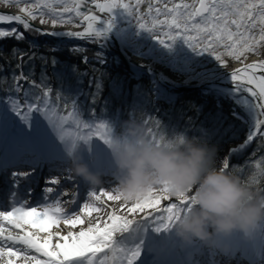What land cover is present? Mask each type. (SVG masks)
<instances>
[{
	"label": "rangeland",
	"instance_id": "374dc122",
	"mask_svg": "<svg viewBox=\"0 0 264 264\" xmlns=\"http://www.w3.org/2000/svg\"><path fill=\"white\" fill-rule=\"evenodd\" d=\"M120 1L115 5H119ZM183 1L182 4H179L175 3L176 0H125L124 16L118 19L114 18L113 21L120 30L122 45L132 52V55H137L150 64L161 66L167 70V73L186 83H195L212 78L226 69L236 59L246 60L252 55L261 56L263 54L264 0H207V12L203 15L196 12L201 0ZM0 6L14 8L29 16L32 20L52 26H81V21L79 23L57 21L53 14L57 9H73L76 12L75 15H77L76 19L78 21L81 19V15L84 14V12L74 8V0H0ZM18 22H22L24 28L30 26L44 34L35 26L18 17L0 13V35L13 34L17 37L22 35L24 28H20ZM246 36L257 42L258 51H252L246 55V52L250 51L247 50L249 41L246 40ZM79 40L95 41L99 47L101 46L97 39L81 38ZM253 47L250 49L254 50ZM106 54L117 55L109 54L107 51ZM254 68L255 71L263 70L264 72V60ZM146 77L156 81L155 76ZM255 77L264 91V74L258 72ZM147 82L149 81H146L145 84L151 91L157 89L154 82ZM196 89H201L204 93L213 91L216 94L226 96L239 108L240 112L238 109L233 108L235 106H232L233 114L244 121L246 132L238 140L247 138L253 131V126L257 123L259 114L250 96L234 91ZM20 90L19 93H21ZM165 99L170 100V98ZM13 125L11 124L8 131H4L3 140L5 143L8 140L11 141L15 134V126ZM56 128V123L52 122L51 126L49 125L45 129L48 138L44 139L41 135L44 132L42 130L38 134V141L34 144L35 147L40 144L39 140H42L43 149L56 155L54 147L60 144L54 139ZM84 131L85 140L82 145L85 153L82 158L89 162L94 157L96 163H101L107 167L112 166L113 173H116L115 167H119L117 171L118 179L107 182L104 188H98L97 185L87 186L86 188L90 191L85 192L84 206L82 208L78 207L71 214L68 205H62L61 202L53 204L56 200L54 196L49 202L42 204L43 208L47 209V213L30 211L31 206L28 211L4 212L3 215L0 214V219H13L29 233L38 235L49 233L52 230H61L71 234L76 232L80 243L72 240L71 244L78 249L91 247L92 244H97L95 243L96 240L102 239L108 241L105 244L107 246L114 243L116 250L120 249L118 245L122 247L121 245L124 244L125 248L118 251V264H146L147 260L151 264H166L168 262H180L182 264L188 262L192 264L195 258H198V260L195 259V264L204 263L202 256L199 255L205 237L204 233L207 232V236H210L212 227H214L213 235L215 231L219 232L216 227L219 207L221 199H223L221 198L223 197L221 193L224 190L222 186L224 182L227 184L226 178L233 173L229 165H225L223 168L224 158L221 156L216 161L214 168L210 169L214 174L217 172L214 179H206L200 175L195 179L191 188L185 191L179 183L180 181L175 183V180L168 173L162 175V178L154 179L151 177V173L142 170V167H140L135 170V174H132L134 170L130 166L128 168L127 160L123 156L124 151L110 158L102 156L98 159L97 155L100 154L103 143L98 139L97 128L89 123ZM257 136L264 139V131H260ZM246 145L249 147L251 143L248 141ZM1 146L2 143L0 145V158L3 156ZM239 152L241 153H236V155H241L244 151ZM113 166L115 167L113 168ZM224 173L227 177L223 178L222 185L219 187L220 175ZM33 175L34 173L27 174L24 178L28 180ZM43 177L44 174L37 178L38 182ZM51 188H55V184H51ZM29 192L30 190H27V187L23 191L28 196ZM174 200L182 202L186 206L187 214L186 217L177 216V219L173 217V222H171L173 225L170 229L169 224L160 228L161 231L166 230L164 234H161L160 231L149 232L139 225L140 222L149 219L150 216H156V219H159L163 217V214L167 215L168 212L176 209V207L173 208L170 205ZM107 203H119V205L108 207ZM179 210L180 212L185 211ZM59 215L66 216L67 219L61 220L59 223L55 222ZM213 215L215 217L212 220L196 228L199 225L197 224L199 220L213 217ZM247 215L250 217L252 211L248 212ZM95 216H97V220H93ZM130 217L133 220L132 226H130V223L127 224ZM22 219L29 220L32 225H25ZM248 220L251 221V218ZM247 225L249 226V223ZM188 226H191V228ZM262 226H264V223ZM128 228H131V232L120 235ZM236 229L226 232L224 238L217 245L212 242L215 239L212 241L211 239L207 240L204 248L208 250L211 244V249L208 252L205 251L207 253L206 257H213L214 253L223 249L224 253L228 252L233 256L240 253L243 256L246 255L256 264H264V241L257 238L256 232L250 236L249 230L246 231L247 227L244 220ZM113 235H115V238ZM164 235H166L165 239H162ZM244 235H247V238ZM66 237L70 239V236L67 235ZM71 237L73 238V236ZM148 239L155 243L154 250L146 248L147 244L144 243ZM168 240L170 241L168 242ZM179 243L181 248L177 247ZM190 246L195 248L192 250ZM180 249L183 252V258L179 256L176 258ZM0 250L11 257L16 264L22 263L21 259L29 264H48L49 262V259L36 254H32L27 258L23 252H20L18 247L14 249L0 247ZM99 255L102 256L103 254L97 252L93 256L88 254L87 257L95 260L98 259ZM211 264H213L212 260Z\"/></svg>",
	"mask_w": 264,
	"mask_h": 264
},
{
	"label": "trees",
	"instance_id": "16d2710c",
	"mask_svg": "<svg viewBox=\"0 0 264 264\" xmlns=\"http://www.w3.org/2000/svg\"><path fill=\"white\" fill-rule=\"evenodd\" d=\"M53 14L59 22H76L71 8ZM22 24L18 22L20 28ZM246 40V55L258 51L254 39ZM146 81L131 76L119 56L106 54L95 41L54 40L30 26L19 37L0 35V139L14 124L15 113L18 135L36 138L55 121L58 142L69 148L78 139L84 141V130L92 123L103 149L124 151L134 170L142 167L154 179L168 173L185 191L200 175L214 179L217 172L210 169L227 143L246 132L244 121L233 114L234 102L201 89L182 91L171 100L155 98ZM230 167L233 173L222 186L217 229L226 233L244 220L250 236L256 232L264 241V139L257 136L233 157ZM170 205L176 209L168 216L143 224L186 217L182 202Z\"/></svg>",
	"mask_w": 264,
	"mask_h": 264
},
{
	"label": "bare ground",
	"instance_id": "6f19581e",
	"mask_svg": "<svg viewBox=\"0 0 264 264\" xmlns=\"http://www.w3.org/2000/svg\"><path fill=\"white\" fill-rule=\"evenodd\" d=\"M179 3H182V0H180ZM81 16L82 17H81V19H79V21L76 19L77 20L76 22H78V23L81 21L80 22L81 26L84 25L89 29L96 27V28H100L101 30H103V29L110 30L116 36L118 43L122 45L120 30L113 23L114 18L112 17L111 14H108L106 11L102 10L99 6H96V7L88 8L87 10L84 11V14ZM63 27L64 26H61L59 31H63L64 29H68V27H66V28H63ZM71 28H75V27H71ZM71 28H70V30L72 31ZM91 30L87 31V33L91 34V36H92L91 39L99 40L101 47L103 49L106 47H110L111 49H116L115 42L109 37V35H107V33H104L101 30H92V31ZM61 39H63V38H61ZM61 39H56V40H61ZM73 39L77 40V39H81V37L73 38ZM85 39H89V38H85ZM122 47H123L124 53L126 55H129L130 57H132L133 62L140 64V65L144 64L145 66L150 65L152 67H155L157 70L154 73L148 72L146 75H140V72H139L140 70L137 69L138 68L137 67L136 69L134 68L135 71H138L136 74H130L128 72L131 76H133L135 78L146 77V76H155L156 77V75L160 74V75L164 76L165 79L169 80L170 82L186 83V82H183L182 80H180L178 77H176V76L174 77V76L170 75L169 73H167V70L162 68L161 66L150 64L148 61L140 58L137 55H134V56L130 55V54H132V52L127 50L123 45H122ZM262 60H264V52L261 56L252 55L246 60L236 59L226 69L222 70L220 73H218L216 76H214V79L216 80V82L215 81L210 82L206 88V89H212V90L218 89L221 91H229V92L234 91L236 93L247 94L248 96H250L253 99L259 116L257 118V123L253 126V131L248 135L249 137L251 136V134H253L255 132V130L257 128H260L261 131L262 130L264 131V113H262V109H261L260 105L257 103L256 99L254 97H252V95H251L253 93V89H257L259 91V93H261V95L263 96V99H264V91H263L262 87L260 86L258 80L256 79L257 76L254 78L255 74L258 72L261 74H264L263 70H256L255 71V68H254V67H256V65L261 64ZM147 80L151 83L154 82V84L156 86H158V89H156L152 92V94L155 98H164V99L170 98V100H171L174 97H176L178 93L182 92V91H179L175 94L173 92L170 93V91L167 88H164V87L159 88L161 86V84L158 83L157 80L152 81L149 78H147ZM217 80L218 81L219 80L226 81V82H228V81H239V82H243L246 84L248 83L250 87H245V88H244V86L241 88L230 87L228 85H223L222 82H217ZM41 135L45 136L44 133H42ZM247 143H248V140L246 138H244L242 140L230 142L227 145V147L224 150L223 155H222V157L224 158V161L222 164L223 168L225 167V165H229V167H230L233 157L238 156V155H234L232 157V154L241 151L246 146ZM9 145L12 148H15L18 150V148L12 142ZM17 150H10V154H8L9 155V159H8L9 164H11V166H16V165H19L21 163L29 164L28 160L26 161V160L12 159L11 158L12 154L19 153ZM42 150H43L42 151L43 155L41 157L46 159V156H47V160L44 163L46 166H50V165L55 164V163L58 165L61 164V161L56 159V157L54 158V156L52 154H49V152H47L48 150H45L43 148H42ZM243 151H245V150H243ZM229 155H231V157H230V159H228L229 161L227 163V157ZM98 156H99V154L97 155V158H98ZM99 164L100 163H96V161L94 159L90 160L89 167H88V169L85 170L86 177H85L84 181H82L83 183L91 181V178L94 179V178L99 177L100 180L102 179L101 174L104 173L105 168L101 167ZM45 165L40 164L39 169L37 170L36 174L33 177L28 178V180L25 179L24 177H19L17 179V182L22 184L25 180V182L28 183L30 181L37 179V178H40V176L42 175V173H44V171L46 169V167H44ZM114 167L115 166H113V168ZM115 168H116V173H113L112 166H109V168L106 169L107 170V177H111V180H113L114 175L117 174L118 168H117V166ZM51 174L55 175V174H57V171H53V173H51ZM221 178H222V175L220 176V180H221ZM221 185H222V182L219 181V187ZM48 187H51V185H49ZM48 187H45L41 191H46L48 189ZM59 187H60V185L57 186V189ZM23 189H25V188H23ZM22 192H23V190L20 191V193H22ZM216 198H217V196H216ZM106 205L108 207H111L113 205L114 206L119 205V203L118 204L107 203ZM214 217H215V215H213V217H210V218L207 217L206 219L205 218L201 219L197 222V224H199V226H200V225L204 224L205 222L208 223V221L212 220ZM93 220H97V216L93 217ZM22 221L25 222V225H29V226L32 225L30 223V221L27 219L26 220L22 219ZM2 222H3V226H0V247H5V248L8 247L11 249L18 247L20 252H23L27 258L29 256H31L32 254H36L38 256L49 259L48 264H85V262H86L85 257H87L88 254L91 255L94 252L98 251V248H99V246H96V245H92L91 247H88V248L86 247L83 249H78L77 247L73 246L71 244L72 240H75L76 242L80 243L78 235L76 234V232H73L71 234L70 232L65 233V232H62L61 230H52L49 233H45V234L42 233V234L38 235V234H34V233H29L25 228L21 227L20 224L16 223L13 219L4 218V219H2ZM128 223H130L131 224L130 226H132V223H133L132 217H130L127 220V224ZM168 223L169 222H166V226L168 225ZM189 225H191V224H189ZM197 227H198V225H197ZM142 228H143V226H142ZM154 228H157V226L154 225ZM130 229L129 228L126 229L125 231L120 233V235H124L125 233L128 234L129 231L131 232ZM212 230H213V227H212ZM162 232L163 231H161L160 233L162 234ZM67 235L70 236V239H67V237H66ZM71 236H73V238ZM113 236L115 238V235H113ZM144 244H147L146 247L149 250L155 249V243L151 239H148ZM221 250L222 249H220V251L215 253V257L217 259L223 260V262L230 263V264H239V263H241V264H256L254 261H252L248 258H243L242 255H240L239 253H237L236 256H232L228 253H224V251H221ZM195 259L198 260V258H195ZM195 259L193 261H195ZM21 262L22 263H18V264H29V263L25 262L23 259H21ZM91 263H93V259H90L88 262H86V264H91ZM0 264H16V263L14 260L11 259V257H8V255H6L5 252L0 250ZM146 264H151V263L149 260H147ZM174 264H182V263L176 262Z\"/></svg>",
	"mask_w": 264,
	"mask_h": 264
},
{
	"label": "water",
	"instance_id": "95a60500",
	"mask_svg": "<svg viewBox=\"0 0 264 264\" xmlns=\"http://www.w3.org/2000/svg\"><path fill=\"white\" fill-rule=\"evenodd\" d=\"M119 0H102V1H98V0H74V8L84 12L85 10H87L90 7H96L99 6L102 10L106 11L108 14H111L113 18L118 19L120 18L123 13H124V6H125V2L123 0L120 1L119 5H115V3H117ZM207 9L206 6V0H201L200 4L197 7V12L198 13H202L205 12ZM0 13H4V14H8V15H13L15 17H18L21 20L26 21L27 23L35 26L36 28H38L40 31H42L44 34H46L49 37L55 38V39H61V38H89L91 39V34L87 33V31L92 30H101L100 28H96L93 27L91 29L87 28L86 26L82 25L80 27H75V28H71L68 27V29H64L63 31H59L61 26H52L49 24H42L40 22H37L35 20H31L29 18V16L25 15L24 13H22L19 10H16L14 8H6V7H2L0 6ZM67 26H64L63 28H66ZM70 28L72 29V31L70 30ZM91 30V31H92ZM104 33H107V35H109V37L115 42V46L116 49H111L110 47H106L104 48L109 54H117L119 55L122 60L125 62L127 70L130 74H136L138 71H135V69H139L140 71V75H146L148 72H156V68L152 67L150 65L145 66L137 64L135 62H133L132 57H130L129 55H126L124 53L123 47L121 44L118 43V40L116 38V36L112 33V31L107 30V29H103L101 30ZM132 55V54H130ZM134 56V55H132ZM135 68V69H134ZM156 80L158 83L161 84V86L159 88H167L170 93L173 92L174 94L179 92V91H189V90H193L196 88H207L208 84L210 82H213L216 80L214 79V77L212 78H207L205 80L202 81H198L195 83H173L170 82L169 80L165 79L164 76L158 74L156 75ZM217 82H222L223 85H228L230 87H250L249 84L247 83H243V82H239V81H221V80H217ZM158 89V87H157ZM252 97H254L257 101V103L260 105L261 109H262V113H264V99L263 96L261 95V93H259V91L257 89H253V93L251 94ZM261 131L260 128H257L255 130V132L253 134H251V136L248 138H246L249 143H251L258 135V133ZM247 148V145L242 149L245 150ZM241 150V151H242ZM241 152H237V154H239ZM236 155V153L232 154V157ZM231 155H229L227 157V163H228V159H230ZM226 173V172H225ZM222 174V178L220 180V182L223 180V175Z\"/></svg>",
	"mask_w": 264,
	"mask_h": 264
},
{
	"label": "built area",
	"instance_id": "2783aa9c",
	"mask_svg": "<svg viewBox=\"0 0 264 264\" xmlns=\"http://www.w3.org/2000/svg\"><path fill=\"white\" fill-rule=\"evenodd\" d=\"M180 2V0H176V2L175 3H179ZM184 1L182 0V3H183ZM182 3H179V4H182Z\"/></svg>",
	"mask_w": 264,
	"mask_h": 264
}]
</instances>
